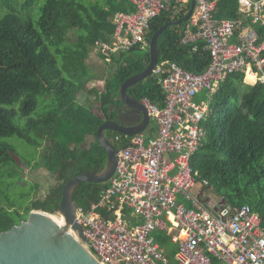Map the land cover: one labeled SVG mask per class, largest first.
<instances>
[{
  "label": "trees",
  "instance_id": "1",
  "mask_svg": "<svg viewBox=\"0 0 264 264\" xmlns=\"http://www.w3.org/2000/svg\"><path fill=\"white\" fill-rule=\"evenodd\" d=\"M38 1L0 0V167L16 162V148L7 139L17 137L40 150L37 166L55 175L57 184L48 195L30 202L26 216L1 211L0 235L20 225L32 211L55 215L63 188L72 178L105 170L108 156L97 138L98 130L109 121L121 87L149 65V54L136 56L142 52L134 48L114 59L115 71L107 74L102 92L90 89L97 81L88 65L95 43L110 42L115 31L112 16L133 13V5L129 0H45L35 21L23 11ZM184 17L160 14L150 24L149 40L159 28ZM239 17L237 0H219L216 19ZM185 25L171 26L160 35L157 62L203 74L210 57L180 44ZM254 27L264 42V25ZM247 83L254 85L255 78L249 76ZM128 95L163 108L164 95L153 78L130 89ZM211 109L204 125L207 134L192 159V169L198 180L208 181L228 204L249 206L264 222V85L251 88L244 85L243 75H234L220 87ZM116 135L105 134L119 151L124 142L114 144L111 137ZM109 187L110 182L83 183L73 200L87 210ZM154 239L169 263L175 264L177 246L162 232L155 233Z\"/></svg>",
  "mask_w": 264,
  "mask_h": 264
},
{
  "label": "built area",
  "instance_id": "2",
  "mask_svg": "<svg viewBox=\"0 0 264 264\" xmlns=\"http://www.w3.org/2000/svg\"><path fill=\"white\" fill-rule=\"evenodd\" d=\"M129 1L135 12L114 14L112 41L95 45L106 67L134 48L148 51L151 22L164 12L186 16L194 1L180 43L208 53L210 63L199 75L174 63L156 64L151 78L162 90L163 108L139 101L155 132L111 137L114 144L124 142L116 172L98 203L76 210L85 240L78 232L73 236L100 264H170L155 242L159 232L178 245L176 264H264L262 217L249 206L228 204L191 165L220 87L234 75H243L246 84L249 76L260 77L252 86L264 85V42L250 24L264 22V0H237L235 20L215 18L218 0ZM202 95L206 101L198 102Z\"/></svg>",
  "mask_w": 264,
  "mask_h": 264
},
{
  "label": "water",
  "instance_id": "3",
  "mask_svg": "<svg viewBox=\"0 0 264 264\" xmlns=\"http://www.w3.org/2000/svg\"><path fill=\"white\" fill-rule=\"evenodd\" d=\"M195 9L194 1L185 18L168 23L153 34L150 39L147 69L142 74L130 78L121 87L116 103H122L129 110L130 116L136 120L131 124L109 120L100 126L97 138L108 156L106 168L101 173L92 172L76 176L64 186L56 214L66 221V226H61L51 214L32 211L20 225L0 235V264H100L72 234L73 231L78 232L85 240L81 227L75 223L78 205L74 202L73 195L83 183L103 184L110 182L114 177L117 150L105 136L106 132L137 135L147 127L149 119L145 110L129 97L128 91L151 77L158 60L157 43L160 35L171 26L186 23L194 15Z\"/></svg>",
  "mask_w": 264,
  "mask_h": 264
},
{
  "label": "rangeland",
  "instance_id": "4",
  "mask_svg": "<svg viewBox=\"0 0 264 264\" xmlns=\"http://www.w3.org/2000/svg\"><path fill=\"white\" fill-rule=\"evenodd\" d=\"M21 1L19 0V2ZM44 2L45 0H39L32 9L23 11V14L26 16L31 14L34 20L37 21L40 17V9ZM143 54L147 55L149 53L147 50H144V52L136 53L135 55L142 56ZM88 65L92 74L97 77V81L91 83L90 89L96 92H102L105 86L103 83L105 75L106 73L112 72L111 67L113 69L114 66L104 67L101 60H97L92 54L88 60ZM80 103L83 104V101L81 100ZM95 110L97 113L100 112L96 106ZM39 112L41 113L42 110ZM153 125V122H149L147 129L142 134L148 136V130ZM7 140L14 144L17 152L15 155L16 162L0 167V212H18L26 216V208L30 202L36 198H42L48 195L50 190L57 184V180L56 176L47 169L42 166H37L41 162L40 150L36 151L35 148L29 146V144L17 137H10ZM36 186L39 187L38 190L35 189ZM210 194L215 197L217 196L213 193ZM54 216L60 218L57 214ZM110 264L118 263L113 261Z\"/></svg>",
  "mask_w": 264,
  "mask_h": 264
},
{
  "label": "crops",
  "instance_id": "5",
  "mask_svg": "<svg viewBox=\"0 0 264 264\" xmlns=\"http://www.w3.org/2000/svg\"><path fill=\"white\" fill-rule=\"evenodd\" d=\"M218 2H219V0H218ZM217 2V3H218ZM135 9V8H134ZM135 12V11H134ZM133 12V13H134ZM122 13V12H121ZM116 14V13H115ZM127 14H130V13H127ZM180 15H182V14H180ZM180 15H178V16H180ZM184 16H185V14H184ZM186 17V16H185ZM184 17V18H185ZM112 18H113V16H112ZM112 18H111V24L113 25V22H112ZM182 24H185V23H182ZM181 24V25H182ZM251 25H252V27L255 29V25H258V24H262V25H264V22H262V23H256V24H253V23H250ZM114 26V25H113ZM114 28H115V26H114ZM185 28V27H184ZM184 28H183V30H182V32H181V38H182V35L184 34ZM114 33H115V31H114ZM113 36H114V34H113ZM113 36H112V39H113ZM112 39H111V41H112ZM110 41V42H111ZM97 42H104V41H97ZM96 42V43H97ZM96 43H95V45H96ZM108 43V42H107ZM181 44V43H180ZM95 45H94V47H93V51H92V55H94L96 58H97V60H101V63H102V65L104 66V67H106L107 65L104 63V60H105V58L100 54V53H98V51H97V48L95 47ZM149 46H150V40H149ZM183 46V45H182ZM186 47H190V46H186ZM200 51H202V50H200ZM199 51V52H200ZM191 52H193V51H191ZM204 52V51H203ZM148 53H149V48H148ZM194 53V52H193ZM196 54V53H195ZM122 56V55H121ZM121 56H115L114 58H113V60H112V62L114 61V59L116 58V59H118L119 57H121ZM171 63V62H170ZM157 64H158V62H157ZM111 69H112V67H111ZM113 70V69H112ZM151 78V77H150ZM255 83H256V78H255ZM244 85H246V86H248V87H251V88H253V87H256V86H250V85H248V84H246V83H244ZM255 85V84H254ZM202 97H204V99H202ZM199 101L198 102H201V101H206V99H205V96H201L199 99H198ZM139 103V102H138ZM154 128L152 127L151 128V131L149 132V135H153L154 134ZM129 219H130V223H131V221L133 222V223H136L137 222V220L131 215V213H129ZM166 236H167V234L166 233H164ZM170 240H171V238L169 237V236H167ZM171 243H172V240H171ZM173 244V243H172ZM174 246H177V248L179 249V247H178V245H176V244H173ZM160 247V246H159ZM175 264H176V261H175Z\"/></svg>",
  "mask_w": 264,
  "mask_h": 264
},
{
  "label": "flooded vegetation",
  "instance_id": "6",
  "mask_svg": "<svg viewBox=\"0 0 264 264\" xmlns=\"http://www.w3.org/2000/svg\"><path fill=\"white\" fill-rule=\"evenodd\" d=\"M110 113H111V116L109 120L111 121H117L123 124L125 123L131 124L133 121L136 120L134 117L130 116L129 110L122 103H118L117 106L113 107ZM113 133L115 132L108 131V136H111Z\"/></svg>",
  "mask_w": 264,
  "mask_h": 264
},
{
  "label": "bare ground",
  "instance_id": "7",
  "mask_svg": "<svg viewBox=\"0 0 264 264\" xmlns=\"http://www.w3.org/2000/svg\"><path fill=\"white\" fill-rule=\"evenodd\" d=\"M260 79V77L256 78V80ZM53 219H55L61 226H66V221H64L62 218H57L54 215L52 216Z\"/></svg>",
  "mask_w": 264,
  "mask_h": 264
}]
</instances>
